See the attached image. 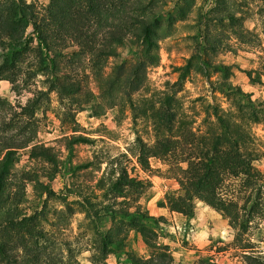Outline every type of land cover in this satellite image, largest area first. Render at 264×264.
<instances>
[{
  "label": "trees",
  "instance_id": "16d2710c",
  "mask_svg": "<svg viewBox=\"0 0 264 264\" xmlns=\"http://www.w3.org/2000/svg\"><path fill=\"white\" fill-rule=\"evenodd\" d=\"M30 1L0 0V82H9L20 96L43 78V89L25 105L14 106L0 96V264H77L82 241L66 234L76 214L74 204L86 215V228L91 234L86 244L92 250V264H107L112 255L117 264H176L169 249L157 242L158 219L138 205L149 183L131 178L121 163L114 176L101 179L97 185L108 204L94 202L96 195L80 193L82 201L54 212L52 230L42 225L43 211L27 215L22 203L27 184L35 180L40 196L52 199L56 193L30 173L16 172L15 165L18 154L30 148L37 158L56 168L53 150L38 143L40 116L49 111L52 95L64 108L83 111L91 106L94 96L86 81L89 77L94 79L100 98L112 106L125 102L135 108L132 97L146 87L148 71L160 64L161 40L171 35L177 22L189 16L195 0H181L174 6L175 11L168 10V0H49L44 10ZM219 6L225 11L226 0H220ZM231 16L228 18L233 19ZM123 46L135 48V62L116 65L106 74L108 60L119 57ZM209 66L229 74L225 66ZM220 91L237 98L239 114L254 122L262 120L264 103L246 100L248 95L227 83ZM214 115L219 133L200 149L192 136L188 139L178 131L177 117L169 103L153 108L150 118L156 142L149 146L139 139L133 154L139 166L147 170L150 159L170 158L183 151L181 163L186 168L179 167L182 192L167 195L162 207L193 219L195 202L201 201L218 210L231 227H238L241 209L235 199L223 195V187L228 180L242 178L251 189L259 175L253 156L243 149L246 135L239 123L217 109ZM89 142L73 136L68 146ZM56 174L49 173V182ZM103 218L110 222L108 230L101 227ZM133 232L151 250L148 258L125 251ZM243 250L247 264H264V257L256 255L251 247ZM194 264L215 263L201 259Z\"/></svg>",
  "mask_w": 264,
  "mask_h": 264
},
{
  "label": "rangeland",
  "instance_id": "374dc122",
  "mask_svg": "<svg viewBox=\"0 0 264 264\" xmlns=\"http://www.w3.org/2000/svg\"><path fill=\"white\" fill-rule=\"evenodd\" d=\"M180 1L168 0V10H174ZM219 1L195 0L189 16L177 22L171 35L161 40L160 64L148 71L146 87L132 97L135 108L125 102L112 106L100 98L92 77L86 81L94 96L93 103L83 111L64 108L52 95L49 111L40 116L38 143L53 150L56 168L37 158L28 148L18 154L15 171L30 173L57 196L52 199L40 196L36 180L29 182L22 203L27 215L43 211L42 225L52 230L54 212L82 201L78 197L80 193L96 195L94 202L108 204L101 198L97 185L101 179L114 176L121 163L131 178L149 183L138 205L143 212L158 219L157 242L169 249L176 264H194L201 259L215 264H247L244 247H251L256 255L264 257V115L261 114L260 122L248 120L238 113L237 98L220 91L227 83L248 95L246 100L264 103V0H226L225 11L219 8ZM30 2L39 10L49 5V0ZM135 51L134 47H120L119 57L108 60L105 73H110L116 65H132L136 60ZM210 64L227 67L228 76ZM42 80V77L37 79L20 96L13 92L9 82H0V96L14 106L25 105L35 92L43 89ZM168 103L176 114L178 131L188 139L192 136L200 149L219 133L216 109L241 126L246 135L243 149L253 156V166L259 175L251 189L242 178L228 180L223 187V195L235 199L241 209V226L231 227L218 210L201 201L195 202L193 219L162 207L167 195L182 192L179 167L186 168L181 163L184 152L179 150L177 155L165 159L152 158L147 170L139 166L133 153L139 139L154 145L156 132L150 111L161 105L167 107ZM73 136L90 142L70 147L68 139ZM54 171L57 174L49 182V173ZM73 207L76 214L66 234L82 241L77 264H92V250L86 244L91 235L86 228V215L78 204ZM248 215H252L250 223ZM101 227L108 230L110 222L101 219ZM125 251H133L143 258L151 253L134 232ZM107 264H117L116 257L110 256Z\"/></svg>",
  "mask_w": 264,
  "mask_h": 264
}]
</instances>
